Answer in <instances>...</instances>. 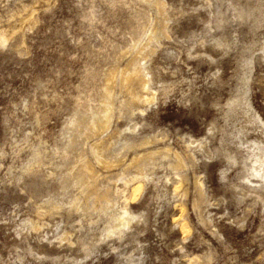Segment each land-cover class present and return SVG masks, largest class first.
Instances as JSON below:
<instances>
[{"label":"rangeland","instance_id":"rangeland-1","mask_svg":"<svg viewBox=\"0 0 264 264\" xmlns=\"http://www.w3.org/2000/svg\"><path fill=\"white\" fill-rule=\"evenodd\" d=\"M261 121L264 0H0V264H264Z\"/></svg>","mask_w":264,"mask_h":264},{"label":"bare ground","instance_id":"bare-ground-1","mask_svg":"<svg viewBox=\"0 0 264 264\" xmlns=\"http://www.w3.org/2000/svg\"><path fill=\"white\" fill-rule=\"evenodd\" d=\"M119 76L125 77V79L128 83H131V82H134L135 80H137L136 76H131V75H127V74H120ZM148 100H150V99H148ZM261 123L264 124L262 121H261ZM263 164H264V162L261 160L260 155H258V154L255 155V166H257V168H259L262 172H264V165ZM256 175L258 177L264 178V173H261L260 171L259 172L257 171ZM139 190H140V186L135 187V192H137Z\"/></svg>","mask_w":264,"mask_h":264}]
</instances>
